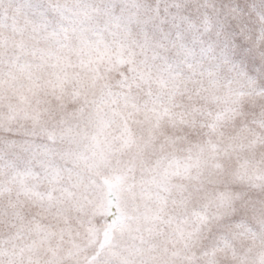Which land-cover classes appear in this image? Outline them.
I'll list each match as a JSON object with an SVG mask.
<instances>
[{
	"label": "snow or ice",
	"instance_id": "snow-or-ice-1",
	"mask_svg": "<svg viewBox=\"0 0 264 264\" xmlns=\"http://www.w3.org/2000/svg\"><path fill=\"white\" fill-rule=\"evenodd\" d=\"M0 264H264V0H0Z\"/></svg>",
	"mask_w": 264,
	"mask_h": 264
}]
</instances>
